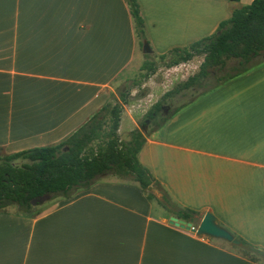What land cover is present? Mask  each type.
I'll use <instances>...</instances> for the list:
<instances>
[{
  "label": "crops",
  "instance_id": "0c3cea01",
  "mask_svg": "<svg viewBox=\"0 0 264 264\" xmlns=\"http://www.w3.org/2000/svg\"><path fill=\"white\" fill-rule=\"evenodd\" d=\"M135 1L159 57L253 0ZM137 51L124 0H0V150L60 143L107 103ZM128 120L125 133L138 128ZM143 134L137 159L160 186L150 192L200 219L210 212L264 249V61ZM155 207L136 183L103 176L34 216L1 212L0 264H262L170 225V210Z\"/></svg>",
  "mask_w": 264,
  "mask_h": 264
},
{
  "label": "trees",
  "instance_id": "16d2710c",
  "mask_svg": "<svg viewBox=\"0 0 264 264\" xmlns=\"http://www.w3.org/2000/svg\"><path fill=\"white\" fill-rule=\"evenodd\" d=\"M124 2L129 9L137 38L146 42L138 4L135 0ZM168 55L177 57L170 66L186 63L194 57H202L203 60L195 74L165 92L151 106L139 128L130 132L128 141L118 137L122 106L114 105L109 109L108 104H105L60 143L1 157L0 211L15 206L18 214L30 216L34 208L30 205L31 200L45 195H49L51 200L68 199L89 189L103 176L134 182L151 200L153 197L147 191L153 185L160 186L137 159L145 142V126L154 124L160 128L199 97L264 61V0H253L249 5L234 10L231 17L221 22L212 35L187 47L174 48L159 58ZM209 81L212 83L209 84ZM181 95H190L192 98L171 108L170 102L175 98L181 99ZM120 98L124 104L125 94L120 93ZM98 141L101 143L93 152L90 147ZM156 201L163 208L169 209L174 217L199 224L198 212L174 208L165 192L161 200ZM234 237L240 241L241 245L236 248L245 258L254 263L264 261V249Z\"/></svg>",
  "mask_w": 264,
  "mask_h": 264
},
{
  "label": "rangeland",
  "instance_id": "374dc122",
  "mask_svg": "<svg viewBox=\"0 0 264 264\" xmlns=\"http://www.w3.org/2000/svg\"><path fill=\"white\" fill-rule=\"evenodd\" d=\"M144 36L146 42H142L143 39L140 37L138 38V51L136 59L119 75V77L113 83L110 84L108 89L110 95L106 104H108L109 109L114 105L122 106L121 121L119 125L120 135H118L120 140H129L130 132L125 133L128 131L126 128L131 126V123L128 119L131 120L132 118L139 128L140 122L144 120V116L151 106L156 103L165 92L173 89L178 83L184 82L189 76L195 74L203 60L202 57H194L192 60L186 63L170 66V64L177 59L175 55H168L161 59L158 56L142 54L143 44L146 43L149 45L145 32ZM189 45L181 46V48L187 47ZM180 66L181 70H177V68ZM211 83L212 81H209V84ZM120 93L125 94L126 102L124 104L121 102ZM191 98L192 97L190 95H181V99L175 98L172 103L170 102L169 106L173 108L177 105H182ZM106 118H109L108 115ZM155 128L156 127L154 124H148L145 126L144 131L150 133ZM100 143L101 141L92 144L90 148L93 150V152H96L97 146ZM4 155L5 154L0 150V158ZM147 193L153 197L151 198V202L154 206V212L156 213V200L161 198L162 191L153 187V191L150 192L149 189ZM58 199L60 200V198L55 200ZM55 200H51L50 197V200L44 204H48ZM39 207L40 206H35L29 215L34 216L39 213L41 211ZM1 212L17 213V208L15 206H10L4 210H1L0 213ZM223 246L231 251L237 252L239 254L241 253L238 248L232 247L229 244H223ZM261 263L264 264V261Z\"/></svg>",
  "mask_w": 264,
  "mask_h": 264
},
{
  "label": "water",
  "instance_id": "95a60500",
  "mask_svg": "<svg viewBox=\"0 0 264 264\" xmlns=\"http://www.w3.org/2000/svg\"><path fill=\"white\" fill-rule=\"evenodd\" d=\"M142 53L144 55L151 54L152 51L146 43L143 44ZM50 200L49 195L42 196L40 198H36L30 201V205L41 206L45 202ZM169 224L175 227H179L181 229H185L195 234L198 238H211L215 240H220L226 242L234 247H239L241 245L240 241L234 238V236L223 228L218 220L210 213L206 212L203 217L200 219L199 224L196 228H192V224L183 220H179L175 217H171L169 219Z\"/></svg>",
  "mask_w": 264,
  "mask_h": 264
},
{
  "label": "built area",
  "instance_id": "2783aa9c",
  "mask_svg": "<svg viewBox=\"0 0 264 264\" xmlns=\"http://www.w3.org/2000/svg\"><path fill=\"white\" fill-rule=\"evenodd\" d=\"M192 228H196V227H193V226H192Z\"/></svg>",
  "mask_w": 264,
  "mask_h": 264
}]
</instances>
